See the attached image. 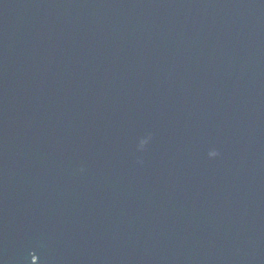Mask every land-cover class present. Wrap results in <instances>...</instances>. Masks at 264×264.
<instances>
[{
  "label": "water",
  "instance_id": "95a60500",
  "mask_svg": "<svg viewBox=\"0 0 264 264\" xmlns=\"http://www.w3.org/2000/svg\"><path fill=\"white\" fill-rule=\"evenodd\" d=\"M0 264H264V0H0Z\"/></svg>",
  "mask_w": 264,
  "mask_h": 264
}]
</instances>
